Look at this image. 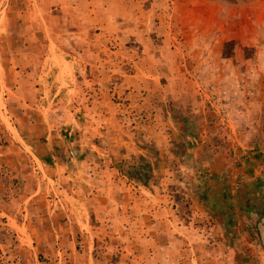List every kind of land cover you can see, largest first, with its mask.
<instances>
[{
	"label": "rangeland",
	"instance_id": "374dc122",
	"mask_svg": "<svg viewBox=\"0 0 264 264\" xmlns=\"http://www.w3.org/2000/svg\"><path fill=\"white\" fill-rule=\"evenodd\" d=\"M246 204L264 0H0V264H264Z\"/></svg>",
	"mask_w": 264,
	"mask_h": 264
},
{
	"label": "crops",
	"instance_id": "0c3cea01",
	"mask_svg": "<svg viewBox=\"0 0 264 264\" xmlns=\"http://www.w3.org/2000/svg\"><path fill=\"white\" fill-rule=\"evenodd\" d=\"M246 210L248 213H247V215L243 216L242 221H249V220H251V218L256 219V221H257L256 224L258 225V223H259L258 226L260 227V231H262V233H264V215L263 214H261V215H249V213H253L256 211L254 210V206H249L248 204H246ZM242 211H243V208H242ZM224 228H227V226L224 225Z\"/></svg>",
	"mask_w": 264,
	"mask_h": 264
},
{
	"label": "trees",
	"instance_id": "16d2710c",
	"mask_svg": "<svg viewBox=\"0 0 264 264\" xmlns=\"http://www.w3.org/2000/svg\"><path fill=\"white\" fill-rule=\"evenodd\" d=\"M150 172L151 167L149 165H143L140 168H138L135 172L136 181H139L140 183L147 184L150 180Z\"/></svg>",
	"mask_w": 264,
	"mask_h": 264
}]
</instances>
